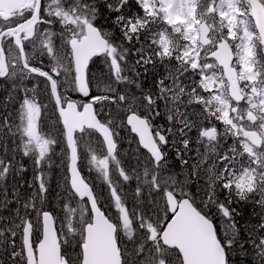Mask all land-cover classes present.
<instances>
[{"label":"snow or ice","instance_id":"1","mask_svg":"<svg viewBox=\"0 0 264 264\" xmlns=\"http://www.w3.org/2000/svg\"><path fill=\"white\" fill-rule=\"evenodd\" d=\"M130 4L0 0V80L11 84L8 101L19 103L14 114L0 115V251L9 254L0 264H228L229 250L238 245L247 256L248 244L252 264H264V215L257 214L259 222L241 240L235 224L221 237L209 214L215 208L232 218L220 190L227 191V204L236 197L264 213V0H135L142 15L129 11ZM101 7L114 15L119 43L95 25ZM57 24L59 33L47 27ZM125 40L139 45L131 65ZM45 52L47 64L40 59ZM100 55L107 73L89 75V62ZM157 63L165 74L155 90L144 91L124 74L139 76L138 68ZM36 78H43L44 96L54 101L62 142L43 130L48 104L35 84L25 83ZM125 82L135 83L141 95L118 87ZM68 92L89 101L73 100ZM161 116L166 129L153 125ZM120 128L146 150L134 165L120 158ZM168 136L183 147L176 149L181 172L165 175L161 146ZM8 138L15 145L11 156ZM61 143L68 193L62 219L45 207L43 169L51 167L49 153ZM18 151L36 173L27 197L21 183L11 185L9 196L5 183L25 171ZM85 167L106 185L100 192L82 174ZM132 180L135 189L126 193Z\"/></svg>","mask_w":264,"mask_h":264},{"label":"rangeland","instance_id":"2","mask_svg":"<svg viewBox=\"0 0 264 264\" xmlns=\"http://www.w3.org/2000/svg\"><path fill=\"white\" fill-rule=\"evenodd\" d=\"M219 2V0H217V3ZM217 19H219V17L217 16ZM47 27H51L52 30L54 32L59 33L61 26L60 25H53V26H47ZM226 32V29H225ZM54 43L57 44V46L59 45V36H54L53 37ZM116 42V41H115ZM29 51H31V48H29ZM38 54V53H37ZM40 59H42L44 61V59H46V63H48L47 58L40 57ZM104 56H101L100 58H96L94 59L92 62H90L89 64V75L95 74V76H100L101 73H107V69L104 66ZM175 63V62H173ZM151 70H156L159 71L158 73V77H160L161 75L163 76L165 74V68L163 65L157 63L155 66H151L150 68ZM219 73V72H218ZM220 74V73H219ZM158 80V78L156 80L150 79L148 82L146 83H142L140 84L141 86H143V90L145 91V86L150 85V87H152L153 85H155V82ZM43 80H37V89L40 93V99L48 104V108H47V118H45L43 120V130L45 132L48 131H52L53 134L55 135L57 140H60L62 142L63 138L60 135V132L57 130V128H59V125L56 124L57 122V118L58 115L56 113L54 104L51 103V101L48 99V97L44 96L43 90L45 88L44 83L40 82ZM6 84H9V82L3 81ZM5 84L2 85V87ZM29 88L31 87L30 84L27 85ZM119 88L123 89V88H127L128 92L132 95H141V90L136 88V84L132 83L131 84V88L125 86L124 84L118 85ZM11 89V86H8V90L3 92L2 95V102H0V108L4 109L7 111V114L9 112L11 113H15L16 111V107L18 108L19 103L16 101H8V96L9 95V91ZM155 90V88L153 89ZM92 93L95 94L96 93V88L95 86H93L92 88ZM68 95L71 96V98L73 100L79 101L81 103H85L87 101H89L88 99H85L84 96H82L80 93L78 92H68L66 93ZM162 103V102H161ZM18 104V105H17ZM97 109H99V105L95 106ZM2 109H0V115H3L2 113ZM183 110V109H182ZM105 111H107V109H105ZM113 111H115V106H113ZM189 112H191V109H188ZM190 118H193L190 116ZM164 119V118H163ZM165 120V119H164ZM160 120L159 118H156L153 121L154 125H159L160 124ZM166 124L168 125V122L165 120ZM56 127H53V126ZM167 128V127H166ZM165 128V129H166ZM60 129V128H59ZM220 130H223V127H220ZM117 131L119 132V136L117 137V143H118V151L120 153V158L121 160L125 163V164H132L134 165L136 163L135 157L136 156H141L143 154L146 153V151L141 148L138 143H137V138L135 137L134 134L130 133V131H125L123 128L117 129ZM167 133V132H165ZM197 135L196 130L194 129L192 132H190L189 136L192 138V144L190 145V147L193 149V151H191V155L190 157H194L195 156V137ZM11 139V138H10ZM17 140V138H16ZM172 140V137L170 139V141ZM12 141V139H11ZM171 147L173 148V150L169 148L164 149V153L166 152L167 156H166V160H167V169L165 171V175H170L172 173H180L181 172V166L179 163V159L177 158V148H182V145H177L176 147H174L172 145V143H170ZM61 147H62V143L58 144V145H54L53 146V151L49 153V157L51 159V167H49V165L47 163L44 164L43 169L44 172L46 173L47 179H48V184H49V191H48V197L46 200V205L45 207L52 211V213L58 217H60L61 219L64 216V211H63V205L65 203L64 197H66L68 195L67 190L65 189V187L63 186V178L65 175V169L61 167ZM0 154H2V149H0ZM9 155V152H8ZM21 164H23L25 171L22 172L19 176L15 175V172L12 173V175L8 178L7 181H5V183L9 186L8 190H9V196H11V185L14 183H21L23 184V187L21 188V192L22 194L27 197L28 194H30L31 189L28 188V184L27 182L29 181H33V177L34 175H36L35 171H34V166H33V162L29 157H25L23 156V153L21 151L19 158H16ZM83 175L84 177L90 182V183H94L96 185V190L97 192H100L102 188H105L106 185L103 184L101 179H98L97 176V172L95 170H91L89 171L88 167H85L83 169ZM118 176V174H117ZM14 177L17 178V180H14ZM180 179H183V177L181 176ZM200 183H203V181H200ZM136 186V181L132 180L129 184L125 185L124 191L127 193L129 191V189L133 190L135 189ZM38 187V185H37ZM191 191L193 193L196 192V188L195 185L191 186ZM145 197L147 198L148 193L147 190H145L144 193ZM128 203L129 206H131L132 200L131 197L129 196L128 198ZM147 203V200H146ZM73 206L75 207L76 205L73 204ZM259 213L261 215H264V213H260V209L258 206H254V212ZM113 211H115V209H113ZM4 215H7V211H5L3 213ZM209 214L211 216H213V220H214V224L216 226V229L219 231L221 237H223L224 235V230L228 225L231 224H235L236 227L239 229H241V225L245 226V223L249 222V218L248 217H242L239 219L238 215L236 213L231 214L232 218L229 219L227 217H222L221 214L218 213L217 209L212 208L210 209ZM242 221L243 223L241 224ZM259 222V215H257L256 219L253 221L252 225H255L256 223ZM58 226V225H57ZM249 228L251 229V227L249 226ZM239 236L241 240H246L245 236L243 234H241L239 232ZM125 243H127V240L125 238ZM244 251L248 252L249 255L244 256L241 254V249L240 247L237 245V247L230 249L227 255V261L228 264H252V256H251V245L248 244L245 246ZM8 253H5L3 251H0V260H3L5 262L8 261Z\"/></svg>","mask_w":264,"mask_h":264},{"label":"trees","instance_id":"3","mask_svg":"<svg viewBox=\"0 0 264 264\" xmlns=\"http://www.w3.org/2000/svg\"><path fill=\"white\" fill-rule=\"evenodd\" d=\"M129 11H131L132 13H136L137 11H140V14L141 15L143 14L142 10H139L138 6L135 4V0H131ZM114 19H115L114 15H112L109 12H107L106 9L101 7L100 11H99V14L97 15V18H96L94 23H95V25L97 26L98 29H100V30L104 29L105 32L111 33V36L108 37L110 40H113L114 42L116 41V43H119L121 41V39H122L121 32H120V29L116 25L113 24ZM123 43H124V45L126 47H129V48L132 49V51L129 52L128 55H127V64L128 65L134 64L135 60L137 59V57L134 55L135 48L139 47V45L130 44L126 40L123 41ZM260 55L262 57H264V52H260ZM44 58L49 59L47 54H46V52H45ZM44 62L46 63V59H44ZM151 66H153V65L145 66L148 69L147 71H145L144 67L138 68L137 71L140 73L139 76L134 75L130 70L126 71L124 74L132 77V79L135 82H138L140 84L146 83L150 79H153V80H156L157 78L159 79L162 75L160 77H158L159 71L151 70L150 69ZM217 74L219 75L218 72H217ZM37 80H43V79L42 78H36V79H33V80L26 81L25 83L27 85L30 84V86H31L30 88H32L34 84L37 86ZM123 84L125 86L131 88V84H127V82H125ZM141 88H143V86H141ZM154 88H155V85H153L152 87H150V85H148V86H145V91H147L149 89H154ZM51 103H53V101H51ZM158 118L161 121L160 124H159L161 127H163V128L168 127V125L166 124L165 120L163 119V116L158 117ZM190 119H192V118H190ZM217 123L219 124V122H217ZM220 127H223V125H220ZM59 128L62 129L61 125H59ZM163 134H165L166 136L168 135L165 132ZM170 139H171V136H168L169 145L171 143ZM225 143H231V137H229L228 140ZM162 150L164 152V149H162ZM190 155H191V152L188 153V156H190ZM179 163H180V166H181V162L180 161H179ZM48 196L49 195L47 194L46 200H47ZM226 198H227V191L226 190H220L219 191V199L222 200V201H225L226 206H228L230 209L233 210L231 214L236 213L238 215L239 219L241 218V216L242 217H248V218L250 217L249 218V222L245 223V226L241 225V229L239 231L241 234H243L245 236V239H246L248 231H251L249 226L251 227V224H253V221L256 219L258 213L256 212V210L254 212V205L251 204V203H248V202H245V201H240L238 198L232 197V202L230 204H227V199ZM46 200H45V205H46ZM213 222H214V220H213ZM238 222H239V220H238ZM240 222H241V224L243 223L242 221H240Z\"/></svg>","mask_w":264,"mask_h":264},{"label":"flooded vegetation","instance_id":"4","mask_svg":"<svg viewBox=\"0 0 264 264\" xmlns=\"http://www.w3.org/2000/svg\"><path fill=\"white\" fill-rule=\"evenodd\" d=\"M102 31L105 32L104 29H102ZM3 84H5V85L2 87ZM9 85L11 86L10 83H9V84H6V83L3 82V80H0V102H2V95H3V92H5V91L8 90V86H9ZM23 95H24L23 93H19V94H18V96H19L20 98H22ZM6 97H8V96H6ZM17 105H18V104H17ZM18 106H19V105H18ZM0 109H2V108H0ZM16 109H17V107H16ZM1 111H2L3 115H7V111H6V110L2 109ZM17 122H18V121H17ZM153 125H154V124H153ZM154 126H155V125H154ZM16 143L19 144V137H17ZM7 145H8V149H9V156H11V155H12L11 149H12L15 145H13V143H12V141H11L10 138H8V140H7ZM161 147H162V149H167V148L170 147V149L173 150V148L171 147V145H169L168 142L165 143L164 145H162ZM20 153H21V151H18V152L16 153V158H19ZM165 153H166V152H165ZM166 156H167V155H166ZM23 164H24V163H23ZM34 176H35V175H34ZM33 179H34V177H33ZM14 180L16 181L17 178L14 177ZM37 185H38V184H37Z\"/></svg>","mask_w":264,"mask_h":264},{"label":"water","instance_id":"5","mask_svg":"<svg viewBox=\"0 0 264 264\" xmlns=\"http://www.w3.org/2000/svg\"><path fill=\"white\" fill-rule=\"evenodd\" d=\"M95 57V56H94ZM226 79V78H225ZM81 111H82V109H81ZM57 114H58V112H57ZM135 135V134H134ZM137 138V137H136ZM137 140H138V138H137ZM141 147V146H140ZM142 148V147H141ZM145 150V149H144ZM146 151V150H145Z\"/></svg>","mask_w":264,"mask_h":264},{"label":"bare ground","instance_id":"6","mask_svg":"<svg viewBox=\"0 0 264 264\" xmlns=\"http://www.w3.org/2000/svg\"><path fill=\"white\" fill-rule=\"evenodd\" d=\"M81 110V109H80Z\"/></svg>","mask_w":264,"mask_h":264}]
</instances>
